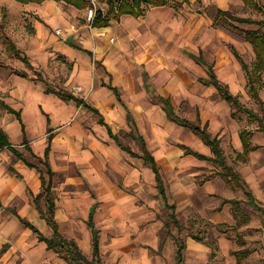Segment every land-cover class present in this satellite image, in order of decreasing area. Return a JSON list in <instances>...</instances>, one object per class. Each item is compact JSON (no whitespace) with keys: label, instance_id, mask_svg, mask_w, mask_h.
I'll return each mask as SVG.
<instances>
[{"label":"crops","instance_id":"1","mask_svg":"<svg viewBox=\"0 0 264 264\" xmlns=\"http://www.w3.org/2000/svg\"><path fill=\"white\" fill-rule=\"evenodd\" d=\"M99 1V10L105 13L108 0ZM120 1L123 0H116ZM124 1L131 3V0ZM35 3L39 17L45 22L43 34L50 42L54 57H62L63 65L69 63V69L61 78L62 89L49 86L41 74L34 80L19 72L8 91L1 92L5 96L4 103L19 112L20 119L6 109L0 125L9 142L8 146L0 147V228L21 227L27 236L33 233L35 236L30 240L31 243L39 242L38 250H31L25 243L26 237L16 239V245L28 246L34 261L44 257L42 264H49L45 261L51 259L48 257L52 254L46 242L39 240L37 234L18 219V216L25 218L42 233V227H50L35 202L43 190L41 173L49 179L47 163L53 173L54 218L59 226L83 224L85 231L78 240L87 249L92 248L88 221L93 209L102 256L109 250L119 258L113 264H165L161 260L163 256L147 255L165 254L157 248L163 223L153 224L142 212L145 171L146 177L151 175L158 192L160 190L150 165L144 167L146 161L138 138L142 136L145 147L151 150L166 174L179 176L174 155L183 153L168 143L172 142L168 139L175 124L168 119L154 94L168 98L173 106L178 99L186 100V93L191 94L190 85H186V73L177 69L179 63L175 65L171 54L172 51H186V11L183 9L186 0H169L159 6L142 4L143 14L124 13L112 17L108 25L101 27L87 20L86 8L79 9L57 0ZM80 12L89 23H81ZM57 18L68 23L65 30L73 27L70 36H65L63 29L57 34L55 29L59 26L52 28L50 20ZM38 37H41L40 30ZM49 55L43 56L50 59ZM183 55L186 56V52ZM55 75L58 73L49 76L54 78ZM108 85L117 88L120 99ZM73 86H78V91L73 90ZM58 90L67 91L73 97L65 98L57 93ZM30 112L39 119L38 124L28 117ZM101 117L106 124L100 122ZM13 118L17 123H12ZM106 125L117 139L110 135ZM120 132L130 135L134 144L137 141L140 150L124 144ZM192 157L199 159L191 153L185 154L183 163ZM170 196L173 201L168 205L175 202L176 210L186 211V198L189 203L191 196L186 183L173 184ZM42 201L45 204L44 197L39 199L40 207ZM165 204L168 206L166 201ZM212 214L209 220L219 222L217 212ZM173 221L180 227L178 219ZM183 225L186 226V217ZM148 236L154 239L150 249L140 245L142 238ZM225 241V237H219L216 248ZM192 246L202 247L198 258L210 251L201 238H185L183 259ZM224 257L228 261L226 264H238L233 252L232 257Z\"/></svg>","mask_w":264,"mask_h":264},{"label":"rangeland","instance_id":"2","mask_svg":"<svg viewBox=\"0 0 264 264\" xmlns=\"http://www.w3.org/2000/svg\"><path fill=\"white\" fill-rule=\"evenodd\" d=\"M254 1L256 5L251 6L246 5L243 0H186L185 7L183 6L186 11V51H172L171 54L175 65L179 63L177 69L186 73L188 83L186 85H190L191 94L186 93V100H176L174 110L181 117L196 122L201 127L204 126L212 136L219 138L227 162L241 174L247 185L241 186L237 182L228 183L227 179L218 173L223 168L211 160L192 157L193 159L183 163L185 154L190 153H187L182 146H188L201 153L205 152L204 154L209 156L212 153L198 134L174 122V130L168 139L172 142L168 143L180 148L183 153V155H174L178 161L177 165L175 163V170L179 171V176L176 175V178L180 179L173 177L174 174L173 176L166 174L165 169L160 165L159 167L162 178L164 175L167 205L173 201L170 196L173 184L186 183V187L191 190L189 203L186 198V211H182L183 209L178 211L175 206H166L157 190L154 178L151 175L146 177V171L141 194L144 218L150 217L153 224L163 223L159 229L157 248L159 252L165 254L147 255L163 256L161 260L165 264H177L176 246L180 243L184 245V239L193 236L201 238L210 251L205 255L201 254L203 256L198 258L196 256L199 255V249L203 250L202 245L192 246L191 251L184 254L183 264H226L228 261L224 255L232 257L233 250L243 248L247 250V256L242 259L241 264H264V130L260 128L259 120L253 119L244 111H236L231 104L220 97L213 86L200 81V77L208 76L207 66H212L217 77L228 85L230 91L238 96L244 106L262 117L264 123V77L260 83L259 101L252 97L248 90L247 74L242 66L244 62L248 68H252L255 56L251 44L245 39L244 31L257 28L258 24L215 19L217 8H221L236 17L248 18L253 22L264 20V0ZM37 12V5L32 0L28 3L0 0V125L6 114V109L2 105L5 97L3 92L8 91V88L14 84L13 78L16 73L25 72L27 78L34 80L41 74L44 80H48L49 86H57L61 89L63 88L61 78L68 73L69 63L63 65L62 57H54L50 42L43 34L45 22ZM82 15H80L81 23H89ZM50 23L52 28L59 26L65 30L68 27L65 19H53ZM89 26L91 27L90 24ZM39 30L41 37H38ZM72 30L73 27L65 30V36H70ZM11 45H14L22 55L27 56L28 63L16 56ZM38 50H41V53ZM185 52L186 56L183 55ZM47 54L50 59L43 56ZM48 70L58 75L52 78L53 76H49L52 73ZM138 71L141 72V68ZM78 89V86H73V90L78 91ZM158 104L161 106V103ZM232 112L235 114L232 115ZM28 117L38 124L39 119L33 112H30ZM42 120L45 125L43 116ZM12 123L17 121L14 119ZM243 129L252 132L251 143L254 146L245 159L238 156L241 153L238 135ZM120 137L124 144H130L135 150H140L139 143L136 141L134 144L130 135L120 132ZM143 164L144 167L148 166L147 162ZM149 172L151 173L150 170ZM246 191L253 195L255 203L250 202ZM228 199L238 201L241 213L237 216L234 214V206L225 202ZM41 207L45 209L43 201ZM214 212H217L216 216L219 218L217 223L209 220V216H213ZM172 215L178 219L180 227L175 226ZM185 217L186 226L183 225ZM246 218L248 220L245 221ZM82 225L58 226L65 237L80 243L82 251L90 256L92 248L87 249L86 245L78 240L82 237V231H85V226ZM22 230L21 227H14L12 230L0 228V264L44 262L42 261L44 257L34 261L28 253V246L16 245V239L26 237L25 243L30 245L31 250L40 248L38 241L31 243L30 238L35 235L32 233L31 236H27ZM41 230L45 236H51L50 227L44 226ZM148 237L142 238L144 240L140 245L150 249V242L154 239ZM219 237H225L226 241L221 247L216 248ZM50 250L49 254L52 256L48 257L51 259L45 261L46 263L69 264L59 253ZM115 258L116 255L109 250L102 256L105 264H113L115 260L118 262L119 258Z\"/></svg>","mask_w":264,"mask_h":264},{"label":"trees","instance_id":"3","mask_svg":"<svg viewBox=\"0 0 264 264\" xmlns=\"http://www.w3.org/2000/svg\"><path fill=\"white\" fill-rule=\"evenodd\" d=\"M17 1L21 3H28L31 0H17ZM32 1L42 2L43 0H32ZM57 1H64L67 4L75 6L79 9L86 8L88 5L86 0H57ZM167 1L169 0H131L130 3L124 0L120 2H116V0H108L107 10L105 11V13L98 10L95 15V18L92 21V25L97 27L106 26L109 24L110 19L112 17H116L124 13H130L134 15L143 14L144 8L142 7V4L159 6L166 4ZM243 2L246 5H251V6L256 5V2L254 0H243ZM215 19H224V20L228 19L229 21L233 20L240 23L258 24L257 28L248 29L244 31L245 39L251 44L255 56H254L252 68H248V66L244 62H242V66L247 74V84L250 94L256 100L260 101L259 89L261 86L260 83L262 77H264V20L253 22L248 18L236 17L230 14L228 10H223L221 8H217ZM11 47L13 48V51L18 58L22 59L25 63H28L27 56L22 55V53L14 45H11ZM207 67H208V76L200 77V81H202L204 84L213 86L216 89V92L220 95V97L225 101H227L229 104H231L236 109V111L239 110L244 111L248 113L250 117H252L253 119L259 120L260 128L264 130V123L262 117H259L253 111H251V109L243 105V103L239 100L238 96L230 91L228 85L222 82L217 77L212 66H207ZM20 74L25 75L24 72H20ZM257 83H259V85ZM108 86L116 93L118 99H120L117 88L111 85ZM48 90L50 91L51 89L48 87ZM57 93L65 98L73 97L71 94H69L67 91L64 90H58ZM154 97L162 103V108L164 109L168 119L182 126H185L194 133L198 134L202 138V140L209 146L212 155L209 156L204 153L193 150L188 146H182L187 153H191L200 159H208L216 164H219L223 168V170L219 171L218 173L223 177H225L228 183L233 184V182H237L241 186L247 185L246 181H244V179L241 177V174L227 162L219 138L212 136L204 126L201 127L196 122H193L185 117H181L180 115H178L174 110V106L172 105L171 101L168 98H164L156 94H154ZM2 105L8 111L14 112L16 116L20 119L19 112L15 111L13 108L5 104L3 100H2ZM234 114L235 112H232V115ZM100 122L106 124L102 117L100 118ZM107 128L110 135H112L115 139H117V136L112 133V131L108 126ZM251 137H252V132L250 130H246V129L241 130L240 139L242 143V151L241 153L238 154V156L242 157L243 159H245L247 154L254 148V146L251 143ZM138 140L140 141L142 150L144 152L143 154L144 160L150 165V167L154 171L160 193L166 199L165 185L162 178V174L160 172V167L156 163L153 155L145 147V141L142 138V136H139ZM8 145L9 142L7 135L5 131L2 128H0V147H4ZM126 149L131 153H133L129 148ZM28 164L31 166L33 165L32 163L29 162ZM46 165H47V172L49 174V179L46 180L43 173H41L43 190L38 196H36L35 202L37 208L41 213V216L46 219L48 225H50V227L52 228L53 230L52 235L50 237H47L30 221L20 216H18V219L26 227H29L33 232H35L39 240L46 242L48 249H52L55 252L59 253V255L69 264H105L100 254L98 229L94 226L93 223V213H94L93 209L90 211L89 214L90 216L88 221V224L92 232V253L90 256H88L86 253L82 251L81 247L76 242V240L72 238H67L60 232L58 223L54 218L55 202L51 189L52 187L51 176L53 175V173L51 172L47 163ZM246 193L249 196L250 202L255 203V199L253 195L249 191H246ZM41 197H44L45 209H42L39 206V199ZM225 202H229L234 206V214L236 216L239 213H241L240 206L236 199H228L225 200ZM169 206L174 207V205H169ZM242 216L244 217L243 213ZM172 218L176 221V218L173 215ZM246 220L248 219L246 218L245 221ZM183 246L184 245L182 243L178 244L177 254H176L177 264H183V254H182ZM233 253L235 254L238 260V264H241V260L247 254V250L245 248L238 249V250H234Z\"/></svg>","mask_w":264,"mask_h":264},{"label":"built area","instance_id":"4","mask_svg":"<svg viewBox=\"0 0 264 264\" xmlns=\"http://www.w3.org/2000/svg\"><path fill=\"white\" fill-rule=\"evenodd\" d=\"M88 5L86 7V18L89 22H92L93 19L95 18V15L97 13V11L99 10V0H86ZM55 32L57 34H61L62 33V29L60 27L55 29ZM111 40H113V38H111Z\"/></svg>","mask_w":264,"mask_h":264}]
</instances>
